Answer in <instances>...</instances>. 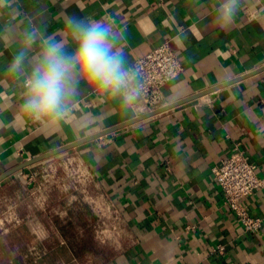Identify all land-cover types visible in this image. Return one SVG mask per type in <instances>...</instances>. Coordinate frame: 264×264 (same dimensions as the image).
Here are the masks:
<instances>
[{"label":"crops","instance_id":"crops-1","mask_svg":"<svg viewBox=\"0 0 264 264\" xmlns=\"http://www.w3.org/2000/svg\"><path fill=\"white\" fill-rule=\"evenodd\" d=\"M218 2L7 0L0 10V176L151 111L139 101L125 114L118 101L101 104L84 89L68 119L50 125L47 134L32 125L20 130L14 122L23 79L12 77L8 67L23 29L31 25L62 39L69 17L112 22L123 30L121 47L130 65L168 42L183 70L162 87L163 106L264 66V0H242L224 30L212 22ZM235 149L264 178V70L67 150L101 189L122 235L98 264H264V188L243 202L261 220L259 232H247L224 203L212 171ZM29 167L0 181V264H88L70 237L74 220L70 229L64 226L72 213L55 208L60 199L14 193V177Z\"/></svg>","mask_w":264,"mask_h":264},{"label":"clouds","instance_id":"clouds-1","mask_svg":"<svg viewBox=\"0 0 264 264\" xmlns=\"http://www.w3.org/2000/svg\"><path fill=\"white\" fill-rule=\"evenodd\" d=\"M242 0H219L212 22L220 29L230 27ZM7 0H0V10ZM67 38L56 39L31 25L17 38L18 50L8 72L22 77L23 94L15 126L32 125L47 134L50 125L68 119L84 89L103 104L118 101L125 113L132 112L144 95L140 71L131 66L123 52V30L114 23L69 17L64 25ZM5 33L0 31V39Z\"/></svg>","mask_w":264,"mask_h":264},{"label":"rangeland","instance_id":"rangeland-1","mask_svg":"<svg viewBox=\"0 0 264 264\" xmlns=\"http://www.w3.org/2000/svg\"><path fill=\"white\" fill-rule=\"evenodd\" d=\"M14 178L15 194L36 195L41 201L55 196L62 201L55 208L72 213L63 222L70 229L67 223L74 220V233L70 237L80 245L77 251L82 261L98 264L112 255L122 236L117 219L101 189L74 153L65 151L30 165Z\"/></svg>","mask_w":264,"mask_h":264},{"label":"built area","instance_id":"built-area-1","mask_svg":"<svg viewBox=\"0 0 264 264\" xmlns=\"http://www.w3.org/2000/svg\"><path fill=\"white\" fill-rule=\"evenodd\" d=\"M131 66L139 69L140 81L145 86L140 103L150 110L162 106V87L183 70L179 56L168 42L138 58ZM212 171L226 206L238 216L247 232H259L261 220L252 217L243 203L253 192L264 188V178L259 176L256 164L243 151L235 149L220 164L215 165ZM217 251L225 253L223 246H219Z\"/></svg>","mask_w":264,"mask_h":264},{"label":"water","instance_id":"water-1","mask_svg":"<svg viewBox=\"0 0 264 264\" xmlns=\"http://www.w3.org/2000/svg\"><path fill=\"white\" fill-rule=\"evenodd\" d=\"M263 70H264V66L261 67V68H259V69H257V70H255L254 72H252V73H250V74H247L246 76H242V77H240V78H237V79H234V80H231V81L225 82V83L220 84V85H218V86H214V87H212V88H209V89L204 90V91H202V92H198V93H196V94H193V95H191V96H188V97H186V98H184V99H181V100H178V101H176V102H173V103H170V104L163 105V106H161V107H159V108H156V109L151 110V111H149V112H146V113H144V114H142V115H139V116H137V117H135V118H133V119H131V120H128V121L123 122V123H121V124H118V125H116V126H113V127L107 128V129L102 130V131H100V132H97V133H95V134H93V135H91V136L85 137V138H83V139H81V140H79V141H76V142H74V143H71V144H68V145L62 146V147H60V148H58V149H56V150H53V151H51V152H48V153L42 154V155L37 156V157H35V158H31V159H29V160H27V161H25V162H23V163L17 165L16 167L12 168V169L9 170L8 172H6L3 176H0V181L3 180L4 178L8 177L9 175H11V174H13V173H15V172H17V171H19V170L25 168V167H28V166L33 165V164H35V163H37V162H40V161H42V160H45V159H48V158L53 157V156H55V155H58V154H60V153H62V152H65V151L70 150V149H72V148H75V147H77V146H80V145H82V144H84V143H87V142H89V141H91V140H95V139H97V138H100V137L106 136V135H108V134H110V133H112V132H114V131H116V130H119V129H121V128H124V127H126V126L131 125V124H134V123H136V122L142 121V120H144V119H146V118H149V117H151V116H153V115L159 114V113H161V112H164V111H167V110H169V109H172V108H174V107H176V106L182 105V104H184V103L190 102V101H192V100H195V99H197V98H200V97H202V96H205V95H207V94H210V93H212V92H214V91H217V90L220 89V88H223V87H225V86H228V85H230V84H232V83H234V82H237L238 80L244 79V78H246V77H248V76H251V75H253V74L259 73V72H261V71H263Z\"/></svg>","mask_w":264,"mask_h":264}]
</instances>
